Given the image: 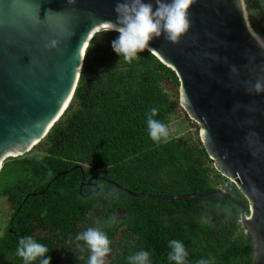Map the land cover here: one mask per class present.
Wrapping results in <instances>:
<instances>
[{
  "label": "trees",
  "instance_id": "16d2710c",
  "mask_svg": "<svg viewBox=\"0 0 264 264\" xmlns=\"http://www.w3.org/2000/svg\"><path fill=\"white\" fill-rule=\"evenodd\" d=\"M246 3L255 13L250 15L253 28L264 37L261 0ZM118 36L107 32L91 40L76 92L63 117L28 154L4 162L0 200L6 199L14 214L0 238V264H23L16 247L19 238L27 235L49 248L51 264L62 260L86 264V249L84 260L77 258L81 253L76 235L102 225L119 209L126 210V221L103 229L112 248L107 264H128L127 257L139 250L152 254L151 264H169L171 239L185 243L188 264L200 258L211 259L213 264H250L252 238L243 235L245 226L239 224L240 211L232 202L137 198L103 181L92 185L85 181L82 187L84 175L86 180L107 178L134 193L210 195L224 179L200 137L196 142L184 135L159 146L153 143L147 115L157 108L154 118L169 127L170 118L183 110L180 82L148 50L131 64L121 60L112 49ZM79 165L83 170H74ZM233 193L248 205L236 186ZM124 224L131 230L121 235L119 228ZM140 228L162 230L166 241L139 242V237L146 238ZM69 239L70 245L66 243Z\"/></svg>",
  "mask_w": 264,
  "mask_h": 264
},
{
  "label": "water",
  "instance_id": "95a60500",
  "mask_svg": "<svg viewBox=\"0 0 264 264\" xmlns=\"http://www.w3.org/2000/svg\"><path fill=\"white\" fill-rule=\"evenodd\" d=\"M118 2L0 0V172L7 159L29 153L63 117L93 39L87 35L94 23L116 21ZM190 19L180 44L161 36L150 42V52L175 72L180 106L199 125L215 170L235 183L248 205L222 192L134 193L104 177L83 175L82 187L100 180L137 198L232 202L252 238L250 264H264V92L249 91L257 80L264 82V49L254 42L251 20L246 25L234 0H195ZM52 39L60 40L59 50L46 47ZM185 93L189 106L181 103Z\"/></svg>",
  "mask_w": 264,
  "mask_h": 264
},
{
  "label": "clouds",
  "instance_id": "9594fccd",
  "mask_svg": "<svg viewBox=\"0 0 264 264\" xmlns=\"http://www.w3.org/2000/svg\"><path fill=\"white\" fill-rule=\"evenodd\" d=\"M155 7L151 0H122L118 2L114 9L116 21H99L91 27L89 35L93 39L102 33L115 31L119 36L112 41V49L121 57V60L131 64L133 60L139 58V53L145 50L151 51L150 42L161 36L172 44H180L182 38L189 32L192 22L190 19V9L195 4V0H154ZM69 5H74L76 0H68ZM236 7L245 19L246 25L250 23V15L253 11L247 8L246 0H234ZM261 6L264 7V0H261ZM250 35L256 45L264 49V37L250 30ZM87 40V39H86ZM85 42V41H84ZM82 44V47L84 45ZM60 40L52 39L46 47L51 49L60 48ZM82 47H80L79 52ZM232 71L235 72V66ZM256 93L264 92V82L257 80L249 91ZM181 103L190 105V100L185 93L181 97ZM158 109L152 108L147 115V132L153 143L157 146L166 144L169 140L168 127L162 121L155 119ZM253 194L257 193L255 187L252 188ZM116 215L110 216L102 225L88 227L86 230L76 235V247L81 255L77 256L79 260H84L82 254L85 249L89 255L86 264H107L106 258L111 253V240L106 232L105 227L111 229L117 223ZM243 235H249L247 227L243 230ZM80 242H83L82 244ZM66 243L72 244L69 239ZM170 251L167 254L169 264H188L189 251L185 243L178 239H171L168 242ZM49 248L31 236L19 238L16 255L23 260V264H51V258L47 256ZM151 253L147 250H139L127 257L128 264H151ZM196 264H213L211 259L200 258Z\"/></svg>",
  "mask_w": 264,
  "mask_h": 264
},
{
  "label": "rangeland",
  "instance_id": "374dc122",
  "mask_svg": "<svg viewBox=\"0 0 264 264\" xmlns=\"http://www.w3.org/2000/svg\"><path fill=\"white\" fill-rule=\"evenodd\" d=\"M98 39H101V41L104 42L106 41L102 36H99ZM169 128H170L169 135L171 133H173L174 136L189 135L193 142L198 141V138L200 137L199 125L194 123L186 114V112H184V110L182 111L177 110V112L170 118ZM12 212H13V208L10 205V203L6 199H1L0 200V234H2L5 231L7 220L11 216Z\"/></svg>",
  "mask_w": 264,
  "mask_h": 264
},
{
  "label": "flooded vegetation",
  "instance_id": "af4514ba",
  "mask_svg": "<svg viewBox=\"0 0 264 264\" xmlns=\"http://www.w3.org/2000/svg\"><path fill=\"white\" fill-rule=\"evenodd\" d=\"M98 178H100L99 176H98ZM100 180H94V182H99ZM99 189V188H98ZM32 195H35V194H32ZM232 196H234L235 198H237V199H239L240 201H241V199L236 195V193H233V194H231ZM13 208V207H12ZM121 212L123 213V214H121ZM13 214H14V209H13V212H12V214H11V216L8 218V220H7V225H6V228H7V226L9 225V224H11V221H12V219H13ZM116 214V216L120 219V218H122V220L120 219L119 221H118V225H120V223H122V222H125L126 221V210H121V209H119V211H118V213H115ZM117 225V226H118ZM6 230V229H5ZM130 230H131V228L128 226V225H122L120 228H119V234H125V232L126 231H129L130 232ZM140 230V232L141 233H145L146 232V230L144 229V228H140L139 229ZM157 231V232H156ZM5 233V231L2 233V234H0V238L3 236V234ZM164 234H165V232L164 231H160V230H153V231H149V229L147 228V232H146V238H140L139 237V239H138V241L139 242H141L142 240H146V241H150V244H152V243H155V242H157V241H166V238L164 237ZM150 235H151V237H150ZM57 255V258L59 259V255L58 254H56ZM7 263L9 264L10 262H8L7 261ZM60 264H66L65 262H63V260L60 262Z\"/></svg>",
  "mask_w": 264,
  "mask_h": 264
},
{
  "label": "built area",
  "instance_id": "2783aa9c",
  "mask_svg": "<svg viewBox=\"0 0 264 264\" xmlns=\"http://www.w3.org/2000/svg\"><path fill=\"white\" fill-rule=\"evenodd\" d=\"M169 130H170V128L168 127V131ZM179 137L180 136H174L173 133H171L169 135V138H171V139L179 138ZM234 186H235V183L232 180L224 178L222 181L219 180L217 182V184L215 185V191L216 192H222V193H225V194H232L233 191H234ZM239 224L241 225V227L244 226L242 224L241 220L239 221Z\"/></svg>",
  "mask_w": 264,
  "mask_h": 264
}]
</instances>
